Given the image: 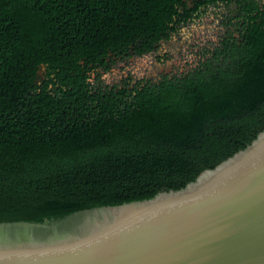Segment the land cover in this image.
Here are the masks:
<instances>
[{
	"label": "trees",
	"instance_id": "16d2710c",
	"mask_svg": "<svg viewBox=\"0 0 264 264\" xmlns=\"http://www.w3.org/2000/svg\"><path fill=\"white\" fill-rule=\"evenodd\" d=\"M238 3L214 58L142 84L101 73L186 0H0V222L149 198L247 145L264 127V3Z\"/></svg>",
	"mask_w": 264,
	"mask_h": 264
},
{
	"label": "water",
	"instance_id": "95a60500",
	"mask_svg": "<svg viewBox=\"0 0 264 264\" xmlns=\"http://www.w3.org/2000/svg\"><path fill=\"white\" fill-rule=\"evenodd\" d=\"M0 264H264V127L182 187L0 222Z\"/></svg>",
	"mask_w": 264,
	"mask_h": 264
},
{
	"label": "flooded vegetation",
	"instance_id": "af4514ba",
	"mask_svg": "<svg viewBox=\"0 0 264 264\" xmlns=\"http://www.w3.org/2000/svg\"><path fill=\"white\" fill-rule=\"evenodd\" d=\"M186 1V9L182 12L189 16L171 23L175 27L170 28L167 35L165 30V34L159 36L141 54L133 51L130 55L116 58V61L127 60L133 68L138 67L127 74L132 82L155 83L166 77L187 74L214 58L217 49L222 50L230 33L233 36L239 35L236 22L240 18L237 7L241 4L238 0ZM256 1L264 3V0ZM147 43L146 40L138 44L137 48L150 46L145 45Z\"/></svg>",
	"mask_w": 264,
	"mask_h": 264
},
{
	"label": "rangeland",
	"instance_id": "374dc122",
	"mask_svg": "<svg viewBox=\"0 0 264 264\" xmlns=\"http://www.w3.org/2000/svg\"><path fill=\"white\" fill-rule=\"evenodd\" d=\"M137 68L138 67L133 68L127 60L118 59V61L113 63L109 70H102L101 74L106 82L111 83L127 77L129 71H135Z\"/></svg>",
	"mask_w": 264,
	"mask_h": 264
}]
</instances>
